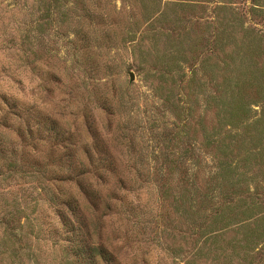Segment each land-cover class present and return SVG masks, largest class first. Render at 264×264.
<instances>
[{
    "label": "rangeland",
    "instance_id": "1",
    "mask_svg": "<svg viewBox=\"0 0 264 264\" xmlns=\"http://www.w3.org/2000/svg\"><path fill=\"white\" fill-rule=\"evenodd\" d=\"M1 94L0 264H79L77 164L119 264H264V0H0Z\"/></svg>",
    "mask_w": 264,
    "mask_h": 264
},
{
    "label": "trees",
    "instance_id": "2",
    "mask_svg": "<svg viewBox=\"0 0 264 264\" xmlns=\"http://www.w3.org/2000/svg\"><path fill=\"white\" fill-rule=\"evenodd\" d=\"M237 87L239 90V86ZM240 105L241 104L239 103V106ZM0 108H3V111L6 110L8 115L16 117L17 119H22V114L25 115L23 120L24 130L22 132H26L25 135L26 137H28V139L34 138L35 132H37L40 133L39 140H45L43 134L47 132L41 130L40 126L37 125L36 130L35 128L31 127V120L39 125L41 122H39L38 118L33 115L34 112H32L29 107H20V104H18L15 98L1 94ZM6 119L7 118L5 117H1L0 125ZM43 124V126H45V122ZM50 132H53V130L48 128L47 141L50 140ZM53 140H56V135L53 137ZM214 140L215 139L208 138L206 140V145H211L212 141ZM45 163L37 160L34 162V164L40 167L43 166L47 169L49 165H46ZM57 164H60V166L62 167L63 165L68 164V162L66 159H61ZM105 166L109 168L112 166V163H110L109 166ZM34 167L35 166H33V168ZM75 167L80 169H78L76 176H73L72 178L68 176L67 181L71 182L68 179L74 180L71 183L77 186L80 194L83 195L84 199H87L88 201L87 210L82 209V203L78 201L77 198L72 197L60 202V208L56 211L59 222L67 229L70 235L69 240L67 241L73 251V256L77 261H79V264H119V261L115 257V254L109 251L107 247L104 246L100 241L102 229L97 228V226L95 227V225L91 227V218L89 216L94 215L95 211L98 209V203L93 195L94 191L92 190V188L85 186L83 183V178L87 175V169H84L85 165L77 164ZM250 195L253 197H257L258 194L256 192H252L250 193ZM14 217L15 215H13V221L15 219ZM2 219L3 221H6V218ZM93 222H95V220H93ZM8 223L9 221L7 220L6 224ZM95 235H97V239L100 242H94Z\"/></svg>",
    "mask_w": 264,
    "mask_h": 264
},
{
    "label": "water",
    "instance_id": "3",
    "mask_svg": "<svg viewBox=\"0 0 264 264\" xmlns=\"http://www.w3.org/2000/svg\"><path fill=\"white\" fill-rule=\"evenodd\" d=\"M129 76H130V81H133L134 80V74L132 72H130Z\"/></svg>",
    "mask_w": 264,
    "mask_h": 264
}]
</instances>
